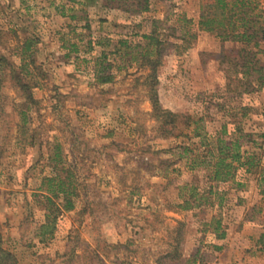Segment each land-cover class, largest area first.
I'll return each instance as SVG.
<instances>
[{"label":"rangeland","instance_id":"1","mask_svg":"<svg viewBox=\"0 0 264 264\" xmlns=\"http://www.w3.org/2000/svg\"><path fill=\"white\" fill-rule=\"evenodd\" d=\"M205 1L151 0L149 11L130 15L104 0H0V224L3 247L19 264H183L195 254V264H264V183L238 167L233 182L211 183L224 196L221 206L178 209L183 184H210L204 170H189L178 157V147L188 143L200 152L199 139L181 124L162 133L142 83L148 70L103 42L116 27L133 46L155 19L161 38L180 43L185 30L177 19L191 20L187 27L195 30ZM196 34L183 52L164 47L156 71L160 106L202 118L208 134L225 124L227 139L238 125L253 135L241 150L256 153L264 166V89L228 92L227 58L238 45ZM27 38L33 45L23 56ZM102 52L113 75L106 84L95 77ZM259 57L264 63V53ZM17 74L27 90L12 79ZM56 146L77 197L41 242L37 228L48 193L39 186L54 175ZM218 214L223 239L205 226ZM177 237L181 258L169 261L164 256Z\"/></svg>","mask_w":264,"mask_h":264},{"label":"trees","instance_id":"2","mask_svg":"<svg viewBox=\"0 0 264 264\" xmlns=\"http://www.w3.org/2000/svg\"><path fill=\"white\" fill-rule=\"evenodd\" d=\"M114 1V2H113ZM151 0H104V6L120 9L130 15H139L149 11ZM113 2V3H112ZM178 22L185 31L179 36L180 43H169L161 38L159 22L153 19L148 33L141 36V42L132 46L131 42L122 37V31H115L104 39V45H109L114 35L116 41L112 44L114 53L119 58L128 57L129 62H135L139 67L148 70L144 75L143 85L147 90V97L151 105V115L158 121V128L165 136H169L181 124L184 128L190 129L191 138H198V145L202 149L194 153L195 148L188 143L178 147V157L185 159L189 170H204L207 181L210 183L205 188H199L196 184H183L178 189L180 202L176 207L180 210H190L201 206L211 207L215 203L219 206L224 201L223 194L216 191L211 183L233 182L238 167H245V172L256 176V182L264 183V166L260 164V158L256 153L241 150L242 142L247 139L253 142L252 134L244 132L238 125H234L235 137L227 139L226 125L213 134H208L202 125V118L194 119L188 113H177L163 109L157 96L156 71L161 64L162 53L165 46H171L175 52H183L191 46L196 38V32L213 34L222 43L230 42L238 45L236 50H230L234 55L227 58L229 62L226 73L225 88L228 92L238 94L249 93L264 89V63L259 54H263L264 43V5L261 0H207L200 6V13L196 21L195 30L190 31L192 21L184 16L179 17ZM185 25V26H184ZM88 29V24L85 25ZM173 31V29H172ZM90 43V42H89ZM101 43V42H100ZM33 45L32 39H25L21 48V54L25 56L30 52ZM70 51L77 52V44H70ZM106 54L101 53L97 60L96 81L100 84L112 82L113 75L108 72L111 65L106 60ZM28 57V56H27ZM232 58V59H231ZM233 59H235L233 61ZM232 60V61H231ZM30 63H34L30 60ZM27 64L23 63L20 70L23 71ZM12 72V71H11ZM12 79L20 88L27 90V84L21 81L20 76L14 75ZM27 87V88H26ZM28 97L31 98L30 93ZM264 121V108L262 112ZM189 134H185L188 139ZM264 141V132L260 134ZM190 141V138L188 139ZM188 141V142H189ZM190 154L192 155L190 157ZM53 163L54 175L43 177L40 183V190L48 195L44 196V223L38 228L37 235L40 241H45L53 235L55 221L58 213L71 211L74 208V198L77 197V184L72 179L68 168L59 166L61 164L59 147L54 148L50 157ZM237 188L246 187L245 184L235 183ZM58 202H57V201ZM205 226L211 228L216 239H223L226 235L225 228L221 223L219 214L213 216ZM207 227L202 231L206 232ZM181 238L174 239L170 244L171 250L164 256L169 261L179 259ZM214 250H221L223 246L213 245ZM183 264H195L196 254L192 258H184ZM0 264H19L16 256L3 247L2 227L0 224ZM158 264H165L161 259Z\"/></svg>","mask_w":264,"mask_h":264},{"label":"crops","instance_id":"3","mask_svg":"<svg viewBox=\"0 0 264 264\" xmlns=\"http://www.w3.org/2000/svg\"><path fill=\"white\" fill-rule=\"evenodd\" d=\"M138 27L143 28L141 25H140V26L138 25ZM115 31H119V29H117L116 27L112 28L111 32L114 33ZM144 33H148V32H144ZM108 35H109V34H108ZM109 36H110V35H109ZM116 37H117V36H116ZM116 37H112V38L110 39V41H112V43H115V41H116V40H115ZM256 185H258V184H256ZM249 187H250V186H249ZM249 187H248V188H249ZM260 237H261V238H264V234H263V233L260 234Z\"/></svg>","mask_w":264,"mask_h":264}]
</instances>
